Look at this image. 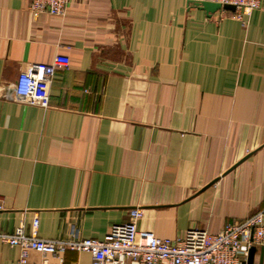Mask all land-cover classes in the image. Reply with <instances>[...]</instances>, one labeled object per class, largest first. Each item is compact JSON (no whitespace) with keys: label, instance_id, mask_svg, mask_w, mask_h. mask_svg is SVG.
<instances>
[{"label":"crops","instance_id":"obj_1","mask_svg":"<svg viewBox=\"0 0 264 264\" xmlns=\"http://www.w3.org/2000/svg\"><path fill=\"white\" fill-rule=\"evenodd\" d=\"M204 1L71 0L34 18L0 0L1 232L37 218L40 238L101 240L139 208V230L174 240L264 210V0L244 24ZM56 55L70 65L48 106L14 101L18 75ZM19 257L0 243V264Z\"/></svg>","mask_w":264,"mask_h":264},{"label":"built area","instance_id":"obj_2","mask_svg":"<svg viewBox=\"0 0 264 264\" xmlns=\"http://www.w3.org/2000/svg\"><path fill=\"white\" fill-rule=\"evenodd\" d=\"M71 0H29L32 17L42 14L63 16ZM221 6L219 19L231 18L241 24L262 6V0H209ZM234 6V12L223 9ZM67 56L56 55L50 65L32 64L20 73L13 87L14 101L46 108L55 69L68 68ZM142 218L139 208H132L128 220L113 224L101 240L83 238L72 229L64 239H43L37 235L38 219L31 222L27 233L19 224L11 233L0 231V243L17 247L20 257L15 264H63L66 252L87 253L91 264H245L250 248H264V210L242 221L227 224L210 234L205 230L189 229L180 238L170 240L139 230ZM38 256L29 258L28 253Z\"/></svg>","mask_w":264,"mask_h":264},{"label":"water","instance_id":"obj_3","mask_svg":"<svg viewBox=\"0 0 264 264\" xmlns=\"http://www.w3.org/2000/svg\"><path fill=\"white\" fill-rule=\"evenodd\" d=\"M197 7L204 10L208 14H214L215 12H217L218 10L221 9V6L219 4L211 3L209 1L201 2V3L197 4ZM223 9L226 11H230V12H234V10H235L234 6H231V5H224ZM243 160H241V161H243ZM263 250L264 249L261 248V251H260L261 254L263 253ZM255 252H256L255 247L250 248V250L248 252V256H247V261L245 262V264H252V260H253V256H254Z\"/></svg>","mask_w":264,"mask_h":264}]
</instances>
